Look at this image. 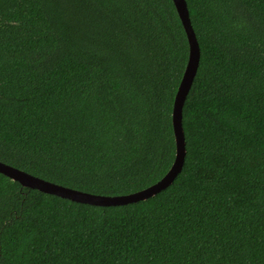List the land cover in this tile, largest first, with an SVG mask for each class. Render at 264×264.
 <instances>
[{"label":"trees","instance_id":"trees-1","mask_svg":"<svg viewBox=\"0 0 264 264\" xmlns=\"http://www.w3.org/2000/svg\"><path fill=\"white\" fill-rule=\"evenodd\" d=\"M187 3L175 180L98 206L0 172V264H264V0ZM189 50L173 0H0V161L94 194L158 182Z\"/></svg>","mask_w":264,"mask_h":264},{"label":"water","instance_id":"water-1","mask_svg":"<svg viewBox=\"0 0 264 264\" xmlns=\"http://www.w3.org/2000/svg\"><path fill=\"white\" fill-rule=\"evenodd\" d=\"M182 24L186 30L190 45L188 62L175 96L173 108V126L176 139L177 152L175 160L168 172L156 183L136 192L121 195L94 194L67 187L25 170L0 161V172L20 181L23 185L38 189L42 192L55 194L76 202L98 205H124L154 196L162 189L168 187L180 173L186 158V139L183 127V108L188 94L197 75L201 60V48L193 27L187 0H173Z\"/></svg>","mask_w":264,"mask_h":264}]
</instances>
